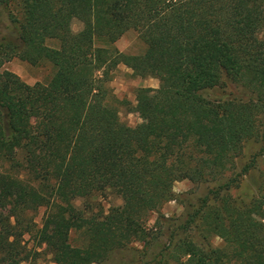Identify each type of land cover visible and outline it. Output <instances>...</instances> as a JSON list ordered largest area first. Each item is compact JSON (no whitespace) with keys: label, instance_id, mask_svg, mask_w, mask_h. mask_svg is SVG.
<instances>
[{"label":"trees","instance_id":"16d2710c","mask_svg":"<svg viewBox=\"0 0 264 264\" xmlns=\"http://www.w3.org/2000/svg\"><path fill=\"white\" fill-rule=\"evenodd\" d=\"M131 29L142 54L116 45ZM14 57L55 73L29 84L4 67ZM120 64L159 79L137 90L135 126L109 85ZM253 138L264 143V0H0V264H42L43 252L56 264H264V192L231 193ZM186 179L213 185L177 194ZM107 192L123 201L108 212L93 200ZM173 200L182 214L161 213Z\"/></svg>","mask_w":264,"mask_h":264},{"label":"rangeland","instance_id":"374dc122","mask_svg":"<svg viewBox=\"0 0 264 264\" xmlns=\"http://www.w3.org/2000/svg\"><path fill=\"white\" fill-rule=\"evenodd\" d=\"M11 10L15 15L21 17L19 14V8L17 2L11 4ZM73 29L75 31L81 30L83 24L79 20L73 21ZM52 46H59L57 40L49 41ZM117 47L128 54H142L146 50V44L139 37L137 31L131 29L127 31L117 42ZM5 68L18 74L24 81L29 84H35L36 82L47 83L53 77L55 73V67L50 61H43L40 64H31L20 57H14L8 61ZM113 93L120 99L127 100L130 105H124L121 107V118L129 125L135 126L142 121L138 113L131 110L136 104L137 90L141 87H153L159 86V79L151 76H138L133 73V70L124 64H120L117 70L114 72L113 78L109 83ZM223 91L230 92V88L222 89ZM264 143L260 138H253L245 143L243 152L237 159L236 170L241 171L242 167L246 164H251L253 167L250 171L241 176V181L238 186L232 188L231 193L234 197H238L244 200H250L253 196L259 195L264 192V156L261 155ZM231 174V173H230ZM229 174V175H230ZM210 184L196 185L190 180L178 181L174 185V191L177 194L184 193L186 191H196L199 194L205 193L208 187H212ZM94 202L101 205V207L108 212L111 207L122 204V198L113 192H107L104 195H96ZM78 205H82V200L77 201ZM46 207L42 206L31 212L34 221L41 225L43 216L45 214ZM183 212V207L175 200L170 201L164 205L161 209V213L167 216H180ZM157 213L151 215L150 223L153 224ZM29 238V236H28ZM70 240L73 245H81L85 240V235L79 231H73L70 236ZM217 241H220L219 239ZM33 240L30 241L32 245ZM47 244V240H43L38 248L40 251H44ZM42 264H56L52 261L51 255L43 252L41 258ZM22 264H27L23 262ZM176 264V263H171Z\"/></svg>","mask_w":264,"mask_h":264}]
</instances>
